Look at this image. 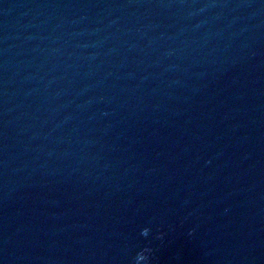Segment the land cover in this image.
<instances>
[{"label":"water","instance_id":"1","mask_svg":"<svg viewBox=\"0 0 264 264\" xmlns=\"http://www.w3.org/2000/svg\"><path fill=\"white\" fill-rule=\"evenodd\" d=\"M146 248L264 264V0H0V264Z\"/></svg>","mask_w":264,"mask_h":264},{"label":"clouds","instance_id":"2","mask_svg":"<svg viewBox=\"0 0 264 264\" xmlns=\"http://www.w3.org/2000/svg\"><path fill=\"white\" fill-rule=\"evenodd\" d=\"M148 229L144 228L141 230V235L142 236H146L148 234ZM150 249H144L142 252L137 254L136 260H137V264H140L141 261L145 262V264H147L148 261V253H150Z\"/></svg>","mask_w":264,"mask_h":264}]
</instances>
